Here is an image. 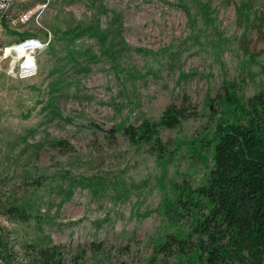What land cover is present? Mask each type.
Returning a JSON list of instances; mask_svg holds the SVG:
<instances>
[{
    "label": "rangeland",
    "instance_id": "obj_1",
    "mask_svg": "<svg viewBox=\"0 0 264 264\" xmlns=\"http://www.w3.org/2000/svg\"><path fill=\"white\" fill-rule=\"evenodd\" d=\"M39 1L11 0L0 26V264H31L30 249L52 245L58 264H158L147 259L162 198L204 178L209 148L192 140L212 128L227 82L264 93V0H48L20 22ZM90 22L113 53L89 34L70 40ZM49 34L35 73L15 75L21 59L5 48ZM182 102L191 115L159 130L167 162L116 129Z\"/></svg>",
    "mask_w": 264,
    "mask_h": 264
},
{
    "label": "trees",
    "instance_id": "obj_2",
    "mask_svg": "<svg viewBox=\"0 0 264 264\" xmlns=\"http://www.w3.org/2000/svg\"><path fill=\"white\" fill-rule=\"evenodd\" d=\"M70 32V40L89 34L109 55L113 53L114 38L107 40L108 31L96 22L78 24ZM119 43L126 49L123 39ZM218 101L222 109L212 128L206 136L192 140L196 148L205 142L211 165L196 185L186 179L171 183L172 193L163 196L159 207L163 225L153 240L148 263L264 264V93L259 90L245 98L227 82ZM190 115L184 102L170 103L157 119L121 122L116 129L133 144L154 146L157 158L167 162L171 157L159 130L176 127ZM8 210L26 219L23 206L11 204ZM4 251L0 236V254ZM29 253L31 264L59 262L53 245L36 247Z\"/></svg>",
    "mask_w": 264,
    "mask_h": 264
},
{
    "label": "built area",
    "instance_id": "obj_3",
    "mask_svg": "<svg viewBox=\"0 0 264 264\" xmlns=\"http://www.w3.org/2000/svg\"><path fill=\"white\" fill-rule=\"evenodd\" d=\"M11 0H0V26L2 24L3 16L10 4ZM48 0H40L32 7H29L18 14V20L25 22L31 18L38 19L42 11L46 8ZM50 34L45 40H41L36 36H25L12 44V46H19L24 48V53L19 54L18 58L21 59L17 67L15 75L19 77H28L35 73L37 65L35 54L43 50L50 42ZM6 49V48H5Z\"/></svg>",
    "mask_w": 264,
    "mask_h": 264
},
{
    "label": "bare ground",
    "instance_id": "obj_4",
    "mask_svg": "<svg viewBox=\"0 0 264 264\" xmlns=\"http://www.w3.org/2000/svg\"><path fill=\"white\" fill-rule=\"evenodd\" d=\"M6 52H9L12 54H21V53H24V48L23 47H19V46H12V45H9L6 47L5 49Z\"/></svg>",
    "mask_w": 264,
    "mask_h": 264
},
{
    "label": "clouds",
    "instance_id": "obj_5",
    "mask_svg": "<svg viewBox=\"0 0 264 264\" xmlns=\"http://www.w3.org/2000/svg\"><path fill=\"white\" fill-rule=\"evenodd\" d=\"M21 54H23V53H21Z\"/></svg>",
    "mask_w": 264,
    "mask_h": 264
}]
</instances>
